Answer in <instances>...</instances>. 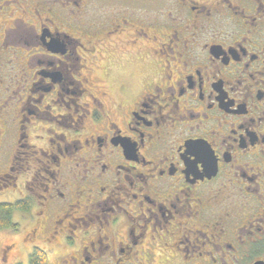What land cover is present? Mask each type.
Instances as JSON below:
<instances>
[{
	"label": "flooded vegetation",
	"instance_id": "obj_1",
	"mask_svg": "<svg viewBox=\"0 0 264 264\" xmlns=\"http://www.w3.org/2000/svg\"><path fill=\"white\" fill-rule=\"evenodd\" d=\"M17 191L47 264H264V0H0Z\"/></svg>",
	"mask_w": 264,
	"mask_h": 264
},
{
	"label": "rangeland",
	"instance_id": "obj_2",
	"mask_svg": "<svg viewBox=\"0 0 264 264\" xmlns=\"http://www.w3.org/2000/svg\"><path fill=\"white\" fill-rule=\"evenodd\" d=\"M20 12V11H19ZM19 15V14H18ZM24 13H22V17L19 19L18 26L23 28L25 25L23 23L24 19ZM32 21V20H31ZM25 32V30H24ZM24 34V33H22ZM27 34V33H26ZM27 39V36L24 37ZM21 45V46H20ZM20 45L18 47V50H23L22 55H25L27 53L28 49H31L34 45L32 44H26L24 40L20 42ZM17 46L14 44H10L9 48L14 49ZM28 48V49H27ZM27 49V50H26ZM26 60V59H25ZM5 67V71H9V68ZM7 152L5 154H9V151L12 149V145L9 144L7 148ZM20 192H11V193H0V202H14L19 198ZM15 223L20 224V228L17 231H14L12 229H4L0 231V256L2 254V250L6 245H11V247L8 249V257L10 260H6L4 258L0 259V264H29V255L32 251L33 246L31 244H27L24 239V233L26 232L27 228V220L22 214H15L13 217ZM27 224V225H26ZM25 231V232H24Z\"/></svg>",
	"mask_w": 264,
	"mask_h": 264
},
{
	"label": "trees",
	"instance_id": "obj_3",
	"mask_svg": "<svg viewBox=\"0 0 264 264\" xmlns=\"http://www.w3.org/2000/svg\"><path fill=\"white\" fill-rule=\"evenodd\" d=\"M16 210H28V204L22 200L15 202H0V231L4 229L19 230L20 224L15 223L13 213ZM29 264H47V253L43 249L36 247L30 253Z\"/></svg>",
	"mask_w": 264,
	"mask_h": 264
}]
</instances>
